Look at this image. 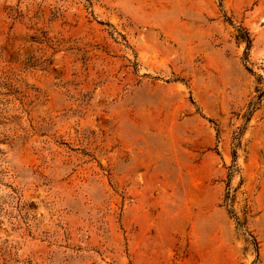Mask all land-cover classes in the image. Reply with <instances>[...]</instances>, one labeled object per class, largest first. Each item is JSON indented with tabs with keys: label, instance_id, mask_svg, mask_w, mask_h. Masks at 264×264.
Segmentation results:
<instances>
[{
	"label": "rangeland",
	"instance_id": "1",
	"mask_svg": "<svg viewBox=\"0 0 264 264\" xmlns=\"http://www.w3.org/2000/svg\"><path fill=\"white\" fill-rule=\"evenodd\" d=\"M0 264H264V0H0Z\"/></svg>",
	"mask_w": 264,
	"mask_h": 264
}]
</instances>
